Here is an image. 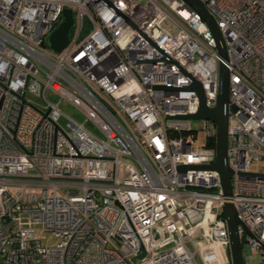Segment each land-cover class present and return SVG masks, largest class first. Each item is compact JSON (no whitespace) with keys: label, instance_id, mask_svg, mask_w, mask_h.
<instances>
[{"label":"built area","instance_id":"2783aa9c","mask_svg":"<svg viewBox=\"0 0 264 264\" xmlns=\"http://www.w3.org/2000/svg\"><path fill=\"white\" fill-rule=\"evenodd\" d=\"M199 1L226 60L186 0H0V264H232L226 201L244 264H264V0ZM220 61L231 196L216 170L179 169L216 160V124L186 116L193 79L216 105Z\"/></svg>","mask_w":264,"mask_h":264},{"label":"water","instance_id":"95a60500","mask_svg":"<svg viewBox=\"0 0 264 264\" xmlns=\"http://www.w3.org/2000/svg\"><path fill=\"white\" fill-rule=\"evenodd\" d=\"M196 11H198L211 30L215 40L217 54L223 59L227 58V49L218 27V24L213 15L199 0H186ZM65 20L58 26V28L50 35L47 44L56 50H61L69 40V32L74 26V16L70 9L64 10ZM171 60L167 55L163 57V61ZM229 78L230 72L228 66L223 62H219V89L217 102L214 107L208 108L205 105V96L201 84L194 80L188 88L195 89L200 98L198 111L195 114L186 116L191 118H206L212 120L216 124V160L210 165H181L180 170H185L189 167L208 168L216 170L221 178L222 190L224 196L232 195L231 177L233 174L232 169L228 164L227 159V146H228V114L230 109L229 104ZM235 109L234 106H231ZM224 213L227 221L229 240H230V256L232 264H244L243 249L241 245L240 236L238 234V226L243 225L235 206L232 202L226 201L224 203ZM145 251L143 250L138 258L143 257ZM136 258H133L135 260Z\"/></svg>","mask_w":264,"mask_h":264},{"label":"rangeland","instance_id":"374dc122","mask_svg":"<svg viewBox=\"0 0 264 264\" xmlns=\"http://www.w3.org/2000/svg\"><path fill=\"white\" fill-rule=\"evenodd\" d=\"M50 96H51V98L56 99V97L53 94H50ZM32 100H34L35 102L39 101L38 99H35V98ZM60 106L63 109V111L66 112L67 114H69L71 116H75L77 118L81 117L78 110L75 107H73L72 105H69L66 101H61ZM193 123L197 124L196 121H193ZM86 126L89 127L93 132H95L97 134L99 133L97 128L91 122H87ZM190 134L192 135V133H190ZM201 136H202L201 133L196 134V137L198 140H200L202 138ZM39 236L41 238V241L47 245H52L55 243L56 239L54 238V236L51 233L41 232L39 234ZM251 259L253 261H257V260H259V255H252Z\"/></svg>","mask_w":264,"mask_h":264},{"label":"trees","instance_id":"16d2710c","mask_svg":"<svg viewBox=\"0 0 264 264\" xmlns=\"http://www.w3.org/2000/svg\"><path fill=\"white\" fill-rule=\"evenodd\" d=\"M215 144L216 143H215V139L214 138L210 139L209 142L207 143L208 146H212V147H215Z\"/></svg>","mask_w":264,"mask_h":264}]
</instances>
